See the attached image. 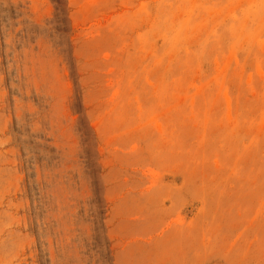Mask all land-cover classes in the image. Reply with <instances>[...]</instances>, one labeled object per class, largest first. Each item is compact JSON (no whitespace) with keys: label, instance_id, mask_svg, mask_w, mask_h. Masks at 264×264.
I'll list each match as a JSON object with an SVG mask.
<instances>
[{"label":"rangeland","instance_id":"374dc122","mask_svg":"<svg viewBox=\"0 0 264 264\" xmlns=\"http://www.w3.org/2000/svg\"><path fill=\"white\" fill-rule=\"evenodd\" d=\"M0 264H264V0H0Z\"/></svg>","mask_w":264,"mask_h":264}]
</instances>
